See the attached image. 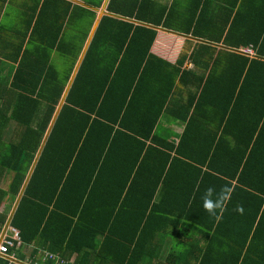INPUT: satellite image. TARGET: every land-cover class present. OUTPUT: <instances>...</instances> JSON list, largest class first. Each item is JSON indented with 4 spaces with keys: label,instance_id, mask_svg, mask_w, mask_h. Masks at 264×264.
Wrapping results in <instances>:
<instances>
[{
    "label": "trees",
    "instance_id": "trees-1",
    "mask_svg": "<svg viewBox=\"0 0 264 264\" xmlns=\"http://www.w3.org/2000/svg\"><path fill=\"white\" fill-rule=\"evenodd\" d=\"M55 1L67 17L0 105V134L19 125L0 169L10 200L22 193L20 246L62 264H264V0H108L68 89L102 0ZM158 27L197 41L170 63L149 52ZM166 113L183 124L176 140ZM210 188L226 197L214 215Z\"/></svg>",
    "mask_w": 264,
    "mask_h": 264
},
{
    "label": "crops",
    "instance_id": "crops-1",
    "mask_svg": "<svg viewBox=\"0 0 264 264\" xmlns=\"http://www.w3.org/2000/svg\"><path fill=\"white\" fill-rule=\"evenodd\" d=\"M42 1L43 0H0V105L5 100L10 101L11 89L9 88V84L16 71L19 61L24 57L23 55L27 53V57L28 53H33V56H35L36 53L34 51L37 48L41 47L42 45H48V40L50 39L48 36H50V34L56 28L57 22L60 20L62 21V19L64 20L67 17L64 16L62 12L63 8L55 0H50L48 7H46L43 12H41L40 6ZM156 1L167 4V7H169L172 0ZM107 3L108 0H102L100 6L98 8L95 7V19L88 37H86V39L82 43V51L79 54V57L73 69V72L75 70V73L82 62V59L88 45L90 44L93 32L97 26L99 19L102 15L107 14L108 12V10H106ZM185 3L186 0L182 2V5H185ZM108 14L111 15L110 12H108ZM179 15H181L180 12H178L177 17ZM63 27L66 28L65 37L68 40H72V25ZM65 28H63V30H65ZM196 41L197 39L190 34H185L181 31L177 32L166 30L158 27L156 29V35L150 46L149 52L163 58L170 63H174L181 53H189ZM67 42L69 43V41ZM212 44L216 49H219L221 47V44L219 43ZM53 45L55 49L49 51V53L51 54V57L54 58L53 62L55 64H58L59 66L57 67L60 68L61 66H63L61 65V60L56 59L58 58V56H60V54L57 52V47L59 46V44L55 43ZM14 54L16 55L14 56ZM25 59V61H22L28 62L30 57H27ZM191 66L192 63L190 61H185L183 65L184 68H189ZM72 74L67 84V89L70 87V84L72 82L71 78L73 79L75 75ZM178 86L183 89L182 96L184 95V97H186V87L184 88L180 84H178ZM171 115L172 114L169 113L160 115L158 124L160 126V131L164 135L170 133V139L176 140V137L183 130V124H181V121L179 122V120L174 117V113L172 116ZM16 125V122L12 120H8L7 123L3 124L4 129L2 131V134H0V150L2 148V143L8 144V142L13 139L12 133ZM10 175L11 173H8L6 170L0 169V213L5 212L6 214L5 222L0 229V240L3 235H5L6 238L10 239L13 234L12 229L18 231L17 228L10 226V221L22 193H20V195L15 198V200H10L9 194L7 193ZM19 240L20 243L14 242V245L13 247H11L10 252L8 250L6 254H0V256H2V258H5L8 263L62 264L64 262V260L61 259L58 254L51 253L50 251L48 252L42 246H39L36 254L33 255L32 245L29 247L20 246V237ZM18 254H23L24 258L20 259L18 257ZM72 259L73 258L69 259V263L71 264Z\"/></svg>",
    "mask_w": 264,
    "mask_h": 264
},
{
    "label": "clouds",
    "instance_id": "clouds-1",
    "mask_svg": "<svg viewBox=\"0 0 264 264\" xmlns=\"http://www.w3.org/2000/svg\"><path fill=\"white\" fill-rule=\"evenodd\" d=\"M225 200H226V197L223 194L214 197L213 190L210 188L206 191V193L202 197V207L210 215H214L217 210H221V211L223 210ZM237 210L239 211V209ZM181 222H182V219L180 221V224ZM186 222L187 220L183 221L184 224Z\"/></svg>",
    "mask_w": 264,
    "mask_h": 264
},
{
    "label": "built area",
    "instance_id": "built-area-1",
    "mask_svg": "<svg viewBox=\"0 0 264 264\" xmlns=\"http://www.w3.org/2000/svg\"><path fill=\"white\" fill-rule=\"evenodd\" d=\"M239 50H240V52L248 54V55L253 53V49L250 46L240 47ZM12 232H13V234H12L10 239L6 238L5 235H3V237L1 238V240H0V254H6L9 250V248L14 245V242L20 243L18 231L12 229ZM33 264H35V263H33Z\"/></svg>",
    "mask_w": 264,
    "mask_h": 264
},
{
    "label": "rangeland",
    "instance_id": "rangeland-1",
    "mask_svg": "<svg viewBox=\"0 0 264 264\" xmlns=\"http://www.w3.org/2000/svg\"><path fill=\"white\" fill-rule=\"evenodd\" d=\"M18 125V124H17ZM17 127V126H16ZM16 127H14V128H16ZM18 127H19V125H18ZM8 131H11V130H8ZM11 134V133H10Z\"/></svg>",
    "mask_w": 264,
    "mask_h": 264
},
{
    "label": "water",
    "instance_id": "water-1",
    "mask_svg": "<svg viewBox=\"0 0 264 264\" xmlns=\"http://www.w3.org/2000/svg\"><path fill=\"white\" fill-rule=\"evenodd\" d=\"M75 74V70H74V72H73V74L72 75H74ZM71 80H72V78H71Z\"/></svg>",
    "mask_w": 264,
    "mask_h": 264
}]
</instances>
